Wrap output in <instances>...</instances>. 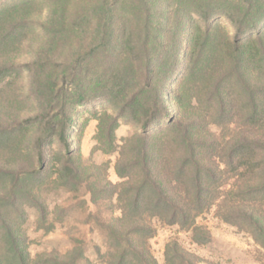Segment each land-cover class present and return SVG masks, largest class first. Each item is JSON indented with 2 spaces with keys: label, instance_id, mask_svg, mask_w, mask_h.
Wrapping results in <instances>:
<instances>
[{
  "label": "trees",
  "instance_id": "1",
  "mask_svg": "<svg viewBox=\"0 0 264 264\" xmlns=\"http://www.w3.org/2000/svg\"><path fill=\"white\" fill-rule=\"evenodd\" d=\"M84 2L0 0V80L20 72L28 74L30 92L24 98L38 105L14 128H1L0 145L14 139L20 155H26L32 171L39 176L47 167V150L54 142L58 151L51 156H72L73 112L87 102L103 99L115 110L114 114L104 111L103 118H98L97 139L107 140L109 150H115L113 131L119 120L141 125L136 135L141 158L124 166L121 161L126 145L117 151L115 169L122 181L112 187H123L127 195L125 199L118 197L123 202L122 216L108 228L110 245L103 253L97 248L95 254L100 264H156L148 244L154 227L147 218L191 228L196 235L200 227L195 218L212 203L222 172L218 166L210 169L203 163L202 152L218 150L216 144L200 141L190 126H183L177 133L179 120L175 118L160 124L168 115L165 84L195 77L204 84V105L213 110L216 120L223 118L231 104L218 77L230 73L231 67L243 74L255 56H264V0ZM76 6L78 11L73 14ZM74 29L83 37L72 45L71 54L60 53L54 61L50 52L59 38L68 32L73 34ZM36 30L43 37L35 40ZM24 48L30 52L29 61L10 62V54ZM101 51L110 57L93 70L94 59ZM124 59L132 73L129 79L137 89L115 82L117 76H128L123 72L125 68L120 69ZM141 66L144 70L139 75ZM211 84L213 90L209 91ZM258 114L263 128L264 109ZM246 138L231 144L225 164L232 166L236 160L234 168L247 165L255 183H250L246 192L253 199L254 194H264V131L256 138ZM73 171L77 174L76 168ZM12 187L0 193V214L2 204L16 196L17 187ZM244 200L240 197V202L231 206L235 210L231 208L224 219L234 224L244 222L256 240L264 238V213H257L247 204L242 207ZM121 219L129 223L122 227L118 222ZM4 226L8 242L0 253V264H80L84 259V252H77L73 245L55 258H32L21 237L12 234L13 227ZM202 238L194 236L196 241L206 240V232ZM165 254L169 262L184 260L181 254L169 255V245Z\"/></svg>",
  "mask_w": 264,
  "mask_h": 264
},
{
  "label": "rangeland",
  "instance_id": "2",
  "mask_svg": "<svg viewBox=\"0 0 264 264\" xmlns=\"http://www.w3.org/2000/svg\"><path fill=\"white\" fill-rule=\"evenodd\" d=\"M77 8L73 14L78 11ZM220 22L229 29L223 20ZM83 35L78 29L73 34L68 32L65 37L63 35L49 57L56 61L55 57L60 53L71 54L72 45L77 44ZM42 37L43 33L39 30L34 32L33 39ZM262 37L264 39V35ZM10 57V62L25 63L30 59V52L26 48L16 50ZM109 57L108 52H99L92 69H98ZM255 57L245 66L246 69L243 67V74L231 67L230 73L223 72L218 77L231 104L225 116L218 120L212 114L213 110L202 102L205 88L198 79L191 77L183 83H177L175 79L173 83L165 84L168 115L162 118L160 124L164 125L169 118H175L179 120L177 133L183 126H190L197 132L200 141L202 139L208 145L216 144L218 150L202 152L203 163L205 168L218 166L222 172L219 186L212 195V203L195 218V224L200 227L195 231L196 235L191 228L167 224L157 217L147 218L154 227L148 244L156 264H264V238L256 240L244 222L234 224L232 220L224 219L231 208L235 210L231 206L240 202V197L247 199L243 204L241 202L242 207L247 204L257 213H264V194H254L253 199L247 196L249 184L255 181L251 170L245 164L234 168L236 160L232 166L225 164L231 144L241 143L246 137L256 138L264 131V127H260L262 122L258 114L264 109V56ZM123 68L128 78L117 76L115 82L130 87L133 85L129 79L132 73L125 59L120 61V69ZM143 70V66L139 67V75ZM30 85L29 76L24 72L1 78L0 131L1 128H14L25 115L38 108L36 103H27L24 98L30 92ZM212 87L211 84L209 91L213 90ZM132 88L137 89L138 86L133 85ZM104 111L108 114L115 112L110 103L103 99L76 108L70 136L72 156H51L53 151H58L54 142L47 150V167L39 176L32 171L26 155H20L14 139L0 145V193L12 186L17 187L16 196L2 204L0 253L8 242L4 225H9L13 227L12 234L21 237L26 244L32 258H55L73 245L77 252H84L80 264H100L96 249L103 253L110 245L108 228L122 216L123 202L118 197L125 199L127 195L123 187H112L122 181L115 169L119 157L117 151L120 146L126 145L121 161L124 166L138 161L141 155L138 153L140 144L136 135L142 130L141 125L119 120L113 131L115 150H109L111 146H108L107 140L101 138L100 142L96 135ZM178 136L174 138L178 139ZM211 153H218L219 156ZM75 168L77 174L73 171ZM118 191L121 195H118ZM121 220L118 222L123 224L122 227L129 223L128 219ZM205 232L206 240H194V236L203 239ZM167 245L169 255L176 257L181 254L183 262L166 260Z\"/></svg>",
  "mask_w": 264,
  "mask_h": 264
}]
</instances>
